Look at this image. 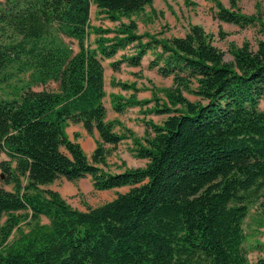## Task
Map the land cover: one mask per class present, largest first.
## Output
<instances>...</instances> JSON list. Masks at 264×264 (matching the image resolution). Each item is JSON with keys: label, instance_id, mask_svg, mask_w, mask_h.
Instances as JSON below:
<instances>
[{"label": "trees", "instance_id": "trees-1", "mask_svg": "<svg viewBox=\"0 0 264 264\" xmlns=\"http://www.w3.org/2000/svg\"><path fill=\"white\" fill-rule=\"evenodd\" d=\"M212 1L219 21L257 27L254 47L231 43L227 59L198 24L139 34L131 17L153 0H0V264H264L244 247L249 207L264 205V21ZM92 5L118 23L92 28L93 44ZM127 47L114 69L150 50L148 67L172 85L164 100L111 94L118 113L154 101L141 112L166 115L132 138L145 164L111 172L106 145L127 134L106 119L103 59ZM68 122L97 133L90 158ZM86 175L96 190L129 189L80 210L49 186Z\"/></svg>", "mask_w": 264, "mask_h": 264}, {"label": "rangeland", "instance_id": "rangeland-1", "mask_svg": "<svg viewBox=\"0 0 264 264\" xmlns=\"http://www.w3.org/2000/svg\"><path fill=\"white\" fill-rule=\"evenodd\" d=\"M224 6L230 7V0H219ZM237 6L246 14L260 13L264 21V0H237ZM214 4L212 0H153L144 10L133 14L136 24V32L139 34L149 33L159 38L180 36L185 33L190 24H198L204 30L212 34V41L215 46L225 53V57L230 59L228 48L231 43L241 45L248 41L253 47L256 45L257 38H260L256 26L240 27L238 25L219 21L213 16ZM128 22V18H122ZM117 22L109 20L104 13H101L95 5L90 8V35L89 41L92 43L95 37L94 27L115 28ZM112 35V34H109ZM77 49L76 42L72 39L64 38ZM93 44V43H92ZM132 51L131 47L119 50L113 57L103 59L105 73V96L104 104L107 109L106 119L116 120L118 123L115 130L119 133H125L123 138L115 147L107 144L109 149L107 155V170L119 172L125 168L143 166L145 159L135 156L133 151V137L141 138L145 131V120H153L155 123H161L166 117L165 114L143 113L145 108L153 106L154 101L148 103L139 109V107H130L121 113L112 109L111 94H120L128 97L135 93L139 99H150L153 96L165 99L164 89L172 85L171 76L160 75L156 68H149L148 62L152 58L150 50L142 57L141 66H130L121 63L117 69L111 66L113 60L118 59L122 54H128ZM25 77V74L23 75ZM14 82L13 80H11ZM113 81L132 82L136 89H122L113 85ZM53 83L48 84L52 88ZM40 88V86L36 87ZM3 91L1 88L0 92ZM6 91V89H4ZM189 99H195L193 95L186 94ZM68 136L75 139L90 158V154L96 145L97 133L89 135L85 132L81 124L68 122L65 128ZM57 190L63 198L74 208L85 210L87 206L100 205L113 197L119 192H125L129 186H121L107 190H96L93 188L89 175L75 181L66 179L56 180L49 185ZM40 223H48V219L41 216ZM20 230L27 231L28 223L22 221L19 225ZM245 242L244 247L248 252L251 263L261 258L264 260V205L258 202L249 207V212L244 220ZM17 230H14L9 241L17 236Z\"/></svg>", "mask_w": 264, "mask_h": 264}]
</instances>
